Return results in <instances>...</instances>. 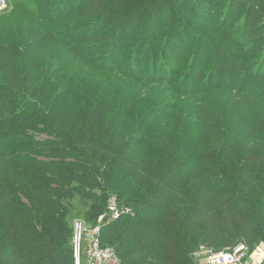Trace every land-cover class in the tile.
I'll list each match as a JSON object with an SVG mask.
<instances>
[{
    "label": "trees",
    "instance_id": "16d2710c",
    "mask_svg": "<svg viewBox=\"0 0 264 264\" xmlns=\"http://www.w3.org/2000/svg\"><path fill=\"white\" fill-rule=\"evenodd\" d=\"M168 1L86 0L80 5L77 0H60L59 4L62 3V10L70 16L64 20L69 23L66 35L89 28L79 41L85 44L84 50L90 49L99 59H91L84 52H81V59L104 73L120 74L117 65L111 67V60L105 63L103 58L109 51L115 56V46L129 36L132 26L151 21L157 10L167 7ZM246 1L251 7L247 20L250 24L255 23L258 30L250 36L249 42L248 29L243 31V37L245 44L252 48H247V52L259 56L254 58L251 66L244 64L240 69H244L245 79L253 77L256 83H262L264 0ZM32 2L38 7L42 5L39 0H20L14 8L39 20L40 16L33 14ZM59 13L55 10L48 17H57ZM25 31V44L0 40V264H76L73 250L75 220L85 222L90 228L100 227L101 245L113 249L120 264H192L190 255L195 252L198 242L184 241L187 235L182 237L179 220L185 221L186 231H191L213 253L240 244L253 251L264 243L263 92L256 95L252 105L258 117L248 132H252L255 145L243 155L245 157L233 152L235 159L229 163L227 156L231 152L226 151L221 132L217 131L193 146L191 151V159L199 163L197 166L203 168L205 174L187 173L186 179L177 186L173 182L182 175L174 168L184 162L179 147L159 140L160 157H157V151L148 152L142 145L130 152V155L138 153L132 160L117 153L110 139L113 134L130 132L133 122L127 119L132 113L123 117L122 108L112 111L109 105L88 115L90 103L83 88L65 85L60 80L71 69L76 54L68 45V51L60 50L58 35L53 31L44 32L31 24H26ZM146 31L136 53L132 56L127 53L134 65L143 60L149 39L153 42V61L168 56L171 50L172 45L159 50L163 40L157 39L150 30ZM170 37L166 38L165 44ZM86 41H91L92 46L86 45ZM215 54L218 60L236 65V60L223 50H217ZM129 76L132 78L133 75ZM157 81L148 80V83H161ZM235 87L240 93L245 91L239 80ZM99 99L94 103L100 102ZM29 111L32 115L28 116ZM138 115L141 117V112ZM31 131L44 133L53 140L39 141L35 135L30 136ZM23 132L29 136L18 138ZM140 134L144 132L137 135ZM239 135L242 132L234 133L232 144ZM21 141L36 150L35 155L39 156L68 157L67 152L57 153L48 147L55 149L60 142L73 145L79 150L76 157L82 165L61 163L58 170L42 165L51 174L47 177L50 184L59 188L51 195L48 183L43 185L40 171L35 172V183L31 186L7 182L3 170L8 161L16 159L15 149ZM235 150L238 152V148ZM141 154L148 157L141 160ZM90 159L100 161L101 169L95 171L89 166ZM232 166L236 176L230 184L225 179ZM100 172L107 194L116 201L118 213L117 219L104 217L101 223L100 216L108 208V199L100 200L92 193L98 187ZM72 179L91 192L78 193L73 206L70 203L58 206L55 197L71 199L62 189ZM225 187L233 192H221ZM18 200H21L20 204ZM17 207L20 209L15 213ZM48 212L59 217V225L49 236L44 232L45 224L39 225V220Z\"/></svg>",
    "mask_w": 264,
    "mask_h": 264
},
{
    "label": "rangeland",
    "instance_id": "374dc122",
    "mask_svg": "<svg viewBox=\"0 0 264 264\" xmlns=\"http://www.w3.org/2000/svg\"><path fill=\"white\" fill-rule=\"evenodd\" d=\"M8 1L9 10L0 13V40L2 42L12 40L25 44L26 24H31L44 32L57 33L60 50L72 49L77 56V59L73 60L69 72L62 75L60 80L65 85L69 83L83 88L90 103L87 114L90 115L95 109L103 110L109 105L112 106V111L122 108L123 117H126L129 112L132 113V116L127 119L133 122V125H130V132L113 134L110 139L117 153L131 159L138 153L130 155V152H134L139 145L144 146L146 151L152 153L157 151L160 141L169 144V146H178L184 162L181 166L174 168L180 172L182 177L174 181L173 184L179 186L186 179L187 173L197 172L202 176L205 174L203 168L197 166L199 163L191 159L193 146L200 143L205 137L217 131L221 132L222 140L225 143L224 148L226 147L227 152H231L227 156L229 163L235 159V154L232 155L233 152L243 156L255 145L252 132L248 131L254 127L258 117V112L253 109L252 105L256 101V95L260 92L264 93V82L256 83L253 81V77L245 79L243 75L245 71L240 69V66L244 64L251 66L254 58L258 55L255 52L251 55L247 52V48L250 49L251 46L245 44L247 42L243 37L245 36L243 31L248 29L247 40L249 42L250 36L258 30L255 23L250 24L251 21L247 20L251 9L248 1L169 0L167 9L157 10L151 21L132 26L129 36L119 42L118 46H115V56H111V51H109L103 58L105 63L111 60L109 66L117 65L120 74L104 73L90 66L86 59H81V52L86 53L89 58L94 60H98L99 56L94 55L90 49L84 50L85 44L82 43V40L79 41V38L89 32V28H82L72 35H66L69 23L64 20L70 16H67L66 10H62V3L59 4L60 0H39L42 4L39 7L32 2L31 8L35 10L33 14L40 16L39 20L31 19L23 12L16 11L14 7L20 0ZM77 1L80 5L86 2V0ZM58 5L59 7H57ZM55 10H59V15L48 17ZM146 30L156 34L157 39L163 40L159 50L172 45L171 50L167 53L168 56L156 59V63L152 59L153 42L149 39L148 46L145 48L147 53L143 60L134 65V61H130L127 53L130 56L136 53L138 44L142 40L143 34L147 32ZM168 36L171 37L165 44ZM85 43L92 46L91 41ZM217 50H223L233 57L236 60V65L218 60L215 54ZM129 74L134 77L130 78ZM156 79L161 83L158 85L148 83V80ZM236 80L243 83L245 90L243 93L236 90ZM97 98H100L99 100L102 102L94 103ZM139 112H141V117L138 115ZM27 115H32V112L29 111ZM140 131H143L144 134L137 135ZM236 131L242 132V135L234 138L232 144L231 140ZM30 133V136L35 135L39 141L53 140L44 133L35 134L34 131ZM22 135L29 136L28 133L23 132L18 135V138ZM236 148H238V152H236ZM48 149L57 153L67 152L66 154L69 156L35 155L36 150L28 145H23L21 141V144H17L15 149L14 157L16 159L8 161L3 170L4 179L7 182L15 181L31 186L35 183V172L40 171L42 172L43 185L48 183L49 194L54 193L59 188L50 184L47 177H51V174L41 166L47 168L51 166L58 170L61 163L82 164L78 163V157H76L79 150L73 145L60 142L57 144V148L49 146ZM80 156H85V154L80 153ZM139 156L141 160L148 157L142 154ZM157 157H160L159 151H157ZM90 165L94 167L95 171L101 169L100 161L95 162L90 159ZM233 168L232 166L229 170L230 174L226 175L225 179L230 184L236 176V170ZM59 175L62 176L63 173ZM62 191H67L71 199L55 197L58 206L69 203L73 206L78 199V193L91 192L90 189L83 187L73 179L68 181ZM221 192L232 193L233 189L225 187L221 189ZM92 193L96 194L100 200L108 199V208L104 209L100 220L104 217H114L117 211L111 209L114 205L113 199L107 194L102 172L99 173L98 187L93 189ZM17 203L20 204L21 200H18ZM53 208L57 210L55 205ZM19 209L17 207L15 213H18ZM44 224V232L49 236L51 230L59 225V217L48 212V215L39 220L40 226ZM179 226L182 237L187 235L184 239L186 243L198 242L195 252L190 255L192 264H205L213 250L197 240L191 231H186L185 221L179 220ZM249 255L248 264H263L264 243L255 247L253 251L249 250ZM81 264H88L85 252L82 255Z\"/></svg>",
    "mask_w": 264,
    "mask_h": 264
},
{
    "label": "built area",
    "instance_id": "2783aa9c",
    "mask_svg": "<svg viewBox=\"0 0 264 264\" xmlns=\"http://www.w3.org/2000/svg\"><path fill=\"white\" fill-rule=\"evenodd\" d=\"M8 0H0V13L9 10ZM112 211L116 210L113 199ZM117 211V210H116ZM113 219L118 218L116 212ZM102 218L99 223L103 221ZM73 250L76 264H81L82 255L85 252L88 264H120V260L111 248L103 247L100 243V227L90 228L85 222L75 220L73 222ZM249 250L246 245L240 244L232 249H226L218 253L209 254L205 264H248Z\"/></svg>",
    "mask_w": 264,
    "mask_h": 264
}]
</instances>
